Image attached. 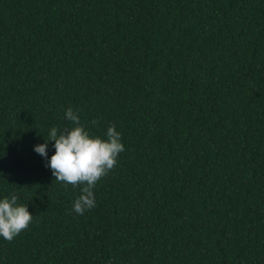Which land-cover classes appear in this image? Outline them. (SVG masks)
Masks as SVG:
<instances>
[{"label": "trees", "instance_id": "obj_1", "mask_svg": "<svg viewBox=\"0 0 264 264\" xmlns=\"http://www.w3.org/2000/svg\"><path fill=\"white\" fill-rule=\"evenodd\" d=\"M69 107L124 146L84 215L34 151ZM13 193L34 218L0 264H264V0H0Z\"/></svg>", "mask_w": 264, "mask_h": 264}, {"label": "clouds", "instance_id": "obj_2", "mask_svg": "<svg viewBox=\"0 0 264 264\" xmlns=\"http://www.w3.org/2000/svg\"><path fill=\"white\" fill-rule=\"evenodd\" d=\"M65 118L72 127H52L45 143L35 146L34 151L47 161L55 181L65 186L81 187V194L74 201L77 215H84L95 207L94 188L117 164L118 156L124 151L121 134L115 125L108 127L106 139L93 136L81 122L80 114L69 107ZM96 125L98 121H91ZM54 142L55 154L48 159V143ZM71 214V213H70ZM27 205L18 204L15 193L10 198L0 199V237L12 241L33 222Z\"/></svg>", "mask_w": 264, "mask_h": 264}]
</instances>
